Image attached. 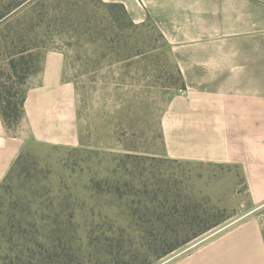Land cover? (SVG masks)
<instances>
[{"label": "rangeland", "instance_id": "obj_1", "mask_svg": "<svg viewBox=\"0 0 264 264\" xmlns=\"http://www.w3.org/2000/svg\"><path fill=\"white\" fill-rule=\"evenodd\" d=\"M12 1L22 4L0 23V82L26 89L32 75L22 84L18 76L62 51L77 87L80 144L21 153L0 187V264H104L107 252L119 256L120 231L133 237L120 251L127 260L134 247L157 249L161 213L178 216L163 228L196 214L194 227L218 223L152 263L172 264L245 216L252 203L237 165L165 153L163 116L181 81L152 21L135 23L121 3L104 0H0V8Z\"/></svg>", "mask_w": 264, "mask_h": 264}, {"label": "crops", "instance_id": "obj_2", "mask_svg": "<svg viewBox=\"0 0 264 264\" xmlns=\"http://www.w3.org/2000/svg\"><path fill=\"white\" fill-rule=\"evenodd\" d=\"M164 35L186 89L171 96L167 157L237 165L252 208L172 264H264V0H104ZM77 87L51 49L33 74L16 129L0 115V185L31 145L78 146Z\"/></svg>", "mask_w": 264, "mask_h": 264}, {"label": "trees", "instance_id": "obj_3", "mask_svg": "<svg viewBox=\"0 0 264 264\" xmlns=\"http://www.w3.org/2000/svg\"><path fill=\"white\" fill-rule=\"evenodd\" d=\"M22 3H14L9 2L8 4L4 5V8H0V23H2L4 20H6L7 18H9L13 12L15 11V9L20 6ZM108 4V3H107ZM113 6H116L117 4H112ZM119 6L123 7V9H125V6L122 4H119ZM126 14L128 15L126 9H125ZM129 16V15H128ZM161 37L165 40V42L167 43L164 35L162 33H160ZM168 44V43H167ZM24 52V51H22ZM32 56V55H30ZM25 56L21 55V60L24 61ZM10 62V66L13 67V69L15 70V74L19 75L17 67L19 64L17 63V59H15L14 56L10 57L9 59ZM177 68V66H176ZM40 69H38L37 71L32 72L31 68H26L25 69V73L21 76L19 75V83L22 84L23 80L27 77H30L31 75L39 72ZM177 75L179 80L181 81V85L179 86V88L177 90H184L186 89V84H185V80L183 77V74L181 72L180 69L177 68ZM10 78H13L10 76ZM14 85H10L7 81L5 82H0V115L3 118V121L5 123V125L9 128V129H16L19 124L22 121L23 115H24V104H25V100H26V94H27V90H28V86L26 87V89H21V88H15L14 91ZM21 156V155H20ZM19 156V158H20ZM18 158V159H19ZM17 159V161H18ZM17 161L15 162V164L17 163ZM9 175V174H8ZM2 185V184H1ZM0 185V187H2ZM155 210V209H154ZM157 213V212H155ZM159 213V212H158ZM166 216L169 218V220H176L178 219V216L174 215V214H169V215H165V214H158L157 217L154 218V222H156V225H158L159 230H158V234H156V239H155V244L157 245V249L153 250L151 248H149L148 246L143 250L141 247H134V252H135V256L130 257L129 259H124L123 257L125 256V254L127 255V253H123V256H120V251L124 252V248L128 245H130L133 240V237H131L130 240H124V235L123 233L120 231V233L118 234L119 237L121 238L119 239V243L118 244V254L115 258H112V256H110V254L107 252L106 256L107 257H103V259L105 260L104 264H152L155 261L162 259L168 255H170L171 253H173L174 251H177L180 247H182L183 245L191 242L192 240L196 239L197 237L205 234L206 232H208L209 230H211L212 228L216 227L218 225V223L215 224H211L209 226H204V227H194L193 222L198 220V219H202L201 215H193L192 221L188 222L187 225L180 227V228H176L174 226H170L167 228H163L161 226V222L165 220ZM184 217V215H183ZM139 233L141 234V238L144 240L148 237V235L146 234V231H143V229L139 230ZM114 238V237H113ZM125 244H124V243ZM141 255V256H139ZM139 256V257H138ZM107 258H109V261ZM141 258V259H140ZM154 259V260H153ZM136 262H135V261ZM137 260H141L139 262H137Z\"/></svg>", "mask_w": 264, "mask_h": 264}]
</instances>
